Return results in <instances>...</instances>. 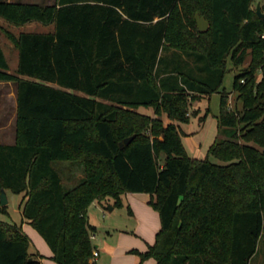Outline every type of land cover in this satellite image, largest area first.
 <instances>
[{
    "label": "trees",
    "instance_id": "obj_1",
    "mask_svg": "<svg viewBox=\"0 0 264 264\" xmlns=\"http://www.w3.org/2000/svg\"><path fill=\"white\" fill-rule=\"evenodd\" d=\"M253 1L0 0L11 23L54 24L9 35L15 73L0 46V81L14 82L17 95L15 141L0 143V194L24 193L23 218L57 264H92L88 207L122 205L128 192L148 193L160 216L155 242L134 250L141 261L251 264L264 229V17ZM196 14L208 29H198ZM249 52L234 77L243 104L234 110L221 91L227 58L241 65ZM215 92L226 137L192 157L173 120H188L187 97ZM140 106L171 121L151 120ZM0 212L9 216L8 204ZM30 246L21 225L0 219V264H44Z\"/></svg>",
    "mask_w": 264,
    "mask_h": 264
},
{
    "label": "rangeland",
    "instance_id": "obj_2",
    "mask_svg": "<svg viewBox=\"0 0 264 264\" xmlns=\"http://www.w3.org/2000/svg\"><path fill=\"white\" fill-rule=\"evenodd\" d=\"M54 2L55 0H47L39 4L46 5ZM258 4L261 5V9L264 12V0H254L252 7L256 9ZM53 29V23L45 24L42 22H35L33 24L27 23L25 25H16L7 19L0 17V46L7 58L10 72L15 73L18 68L19 51L9 35L18 36L21 32H49L53 31ZM251 61V52H249L245 62L241 65H236L232 60L231 55L227 58V71L221 91L225 90L230 93L228 95V105L231 109L241 110L243 107L241 100L238 99V95L233 89V82L235 75L242 73L250 65ZM257 77L260 79V72H258ZM15 92L16 84L14 82H0V142L9 143L15 141L16 117L14 115L13 99ZM220 97L221 93L219 92L205 95L203 97H194V95H191L187 97L186 116L188 117V120H173L175 124L180 126L183 144L188 154L192 157H206L208 155V150L214 143L215 139L226 137L224 134L225 132L223 129H220L218 124ZM135 110L144 115H148L151 120H159L162 125H166L171 121L165 111L157 110L154 106H140L136 107ZM165 157L166 155L164 153L160 155L159 161L161 164L165 161ZM210 159L214 162L223 163L213 156H210ZM82 177L83 174L80 173L77 175V180L69 181L65 176L64 181L70 186L75 184L79 178ZM132 195H125L123 197L122 205H113V200H103L101 202L97 201L88 207V220L90 219V223L96 226V230L91 232V236H97L96 239L93 240L94 244L98 242L101 244L102 248H109V250L113 246L119 244L121 240L122 244H133V246L136 247L147 244L142 239L141 233L137 231L138 227L141 224L142 229L148 231V225L153 227L156 219L160 221V216L158 211L153 208L149 202L148 203L151 206V209L155 212L156 217L146 212L145 208L148 207V203L145 200V196H140V194ZM8 201L9 216L0 212V219L11 224L16 223L17 225H21V231L29 236L31 251L37 255L43 254L44 256L42 258H47V264H57L52 258H49L52 251L43 236L28 223H25L23 228V222L25 219L23 218L21 211L22 204L25 201L24 193L16 194L8 192ZM111 207H113V209H111ZM32 231L41 238L43 244L38 241ZM157 233L155 234V239ZM109 250H106L103 259L108 258L110 255ZM251 264H264V229L258 243L257 252L253 256Z\"/></svg>",
    "mask_w": 264,
    "mask_h": 264
},
{
    "label": "crops",
    "instance_id": "obj_3",
    "mask_svg": "<svg viewBox=\"0 0 264 264\" xmlns=\"http://www.w3.org/2000/svg\"><path fill=\"white\" fill-rule=\"evenodd\" d=\"M6 1L25 2V3H27V2L43 3L47 0H6ZM35 22H37V21H31V22H28V24H33ZM0 82H4V81H0ZM13 99H14V115L16 117V112H17V95H16V92H15ZM14 139H15V135H14ZM0 143H8V142H0ZM12 143H14V141L9 142L8 144H12ZM8 192L9 191H7V194H8ZM130 194L131 195L132 194H140V196H145V200L147 203L150 201V195L148 193H130V192H128L126 194V196H129ZM95 202H97V200L94 201L93 203H95ZM145 210L150 215H153L154 217H156L155 212L153 211V209H151V206L149 205V203H148V207H146ZM155 221H154L153 227H150V225H148V227H147L148 231L143 230L141 224L138 227L137 231L139 233H141L142 239L144 240V242L147 243L144 246L136 247V246H133V244H122V240H121V242H119V244H117L116 246H113L109 250V248H102L101 244L98 242H96L94 244L93 240L96 239V237H97V236H95V238L92 239V242H93L95 248H97L99 250V253H100V256L98 258V262L100 264H157V261L154 258H148L146 260L141 261L140 256L136 252H134L135 249H137L139 251H145L150 244L154 243L155 234L160 230V227H161L160 221H158L157 219ZM25 223L29 224V222L25 219V221L23 222V228L25 226ZM89 223H90V219H89ZM32 232L34 233V231H32ZM34 234L37 237L38 241H40V243L43 244V241L41 240V238L38 235H36V233H34ZM106 250H109L110 255L108 256V258L103 259V256L106 253ZM40 255L44 256L43 254H40ZM52 255H53V253L51 254V256H49V258H51ZM41 260L44 264H47V258L46 257L41 258Z\"/></svg>",
    "mask_w": 264,
    "mask_h": 264
},
{
    "label": "water",
    "instance_id": "obj_4",
    "mask_svg": "<svg viewBox=\"0 0 264 264\" xmlns=\"http://www.w3.org/2000/svg\"><path fill=\"white\" fill-rule=\"evenodd\" d=\"M256 12L260 17H264V12L261 9V5L258 4L256 8ZM196 21H197V26L200 31L206 30L209 28V21L204 17L199 14H196ZM134 138V135L127 137L124 139L123 142H121V145L123 146L125 143L128 144L131 142V140ZM0 202L1 205H7L8 204V194L7 191L3 188L0 194ZM113 209V207H111Z\"/></svg>",
    "mask_w": 264,
    "mask_h": 264
},
{
    "label": "built area",
    "instance_id": "obj_5",
    "mask_svg": "<svg viewBox=\"0 0 264 264\" xmlns=\"http://www.w3.org/2000/svg\"><path fill=\"white\" fill-rule=\"evenodd\" d=\"M261 37L264 38V33L261 34ZM242 81H243V80H242ZM91 238L94 239L95 236L92 235ZM99 256H100L99 250H98L97 248H94V249H93V252H92L91 263H92V264H100V263L98 262V258H99Z\"/></svg>",
    "mask_w": 264,
    "mask_h": 264
}]
</instances>
